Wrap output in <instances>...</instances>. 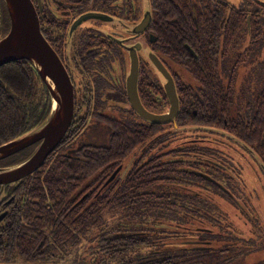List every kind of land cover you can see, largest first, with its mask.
<instances>
[{
    "label": "flooded vegetation",
    "instance_id": "obj_1",
    "mask_svg": "<svg viewBox=\"0 0 264 264\" xmlns=\"http://www.w3.org/2000/svg\"><path fill=\"white\" fill-rule=\"evenodd\" d=\"M32 2L41 30L67 68L75 92L73 135L50 155L59 146L58 151H72L82 160L81 145H105L120 126H155V135L166 132L140 150L139 159L133 157L129 166L121 167L122 178L143 159L157 166L161 158H171L181 144H187V159L191 158L189 145L199 143L203 146L198 159L201 169L194 173L201 178L199 191L213 209L202 220L189 221L184 236L187 246L202 248L190 254L195 261L189 263L263 260L264 211L256 205L257 192L263 191L247 186L244 167L255 168L257 162L258 171L264 172V155L245 140V131L255 134L256 122L264 114V0ZM6 23H10L8 11L0 0V35ZM191 60L205 68L216 66L217 84L208 86L211 79L195 77L186 64ZM156 63L169 71L179 100L178 113L166 123L140 115L128 92L132 66H137L141 104L152 113L170 110L168 80ZM192 113L200 122L191 121ZM39 143L0 160V167L26 159ZM48 157L31 174L0 184V263L94 264L97 256L107 257L113 249L112 226L108 223L96 241L95 234L81 232L78 224L84 220L73 218L77 215L73 208L79 199L95 195V174L86 189L62 195L59 190H45L38 177L51 167ZM223 169L227 175H222ZM37 171L41 173L32 176ZM118 224L123 226V219ZM121 236L127 237L124 230ZM169 239L164 235L148 238L142 244L151 250L138 255L160 264L161 258L171 256Z\"/></svg>",
    "mask_w": 264,
    "mask_h": 264
},
{
    "label": "trees",
    "instance_id": "obj_2",
    "mask_svg": "<svg viewBox=\"0 0 264 264\" xmlns=\"http://www.w3.org/2000/svg\"><path fill=\"white\" fill-rule=\"evenodd\" d=\"M6 25L5 33L10 26L9 23ZM183 37L184 35L179 36ZM186 64L199 80L211 79L208 86L217 84L213 79L215 75L219 77L216 66L205 68L194 60ZM195 106L198 108V105ZM228 107L229 104L226 103L227 115L231 109L228 110ZM50 109L51 98L48 90L28 60L20 59L0 66V143L16 138L39 125ZM191 121L200 122L198 115L192 113ZM256 124L258 128L255 134L245 131V140L256 153L264 155V114L262 120ZM72 130L73 124L59 146L71 138ZM157 131L155 126L117 127L107 144L81 145L78 153L85 156L82 160L76 159L72 151H58V146L48 157L52 159L51 167L38 177V184H46L45 190H59L62 195L71 190L88 188L91 174H95V195L89 200L79 199L78 205L73 208L77 209V215L73 218L84 220L78 224L81 232L85 234L87 231L89 236L95 234L96 241L108 223L112 226L113 249L107 251V257L97 256L94 264H156L157 260L144 259L138 255L147 254L151 250L146 249L142 243L154 236L155 239L162 235L170 236L171 256L161 258L160 264H192L189 262L195 259L190 254L202 250L201 247L187 246L188 238L184 237L187 236V226L191 219L202 220L205 213L213 209L205 201L203 192L199 191L202 190L201 178L194 173L201 169L198 161L200 149L203 147L201 144L189 145L191 158L187 159V144H181L173 149L171 158H161L157 166L151 165L155 161L151 163L143 159L138 166L134 167L133 164L132 170L122 178L118 173L112 180L107 181L115 168L129 166L133 157L140 158V150L166 135V132L155 135ZM223 170L222 175H227V170ZM40 171L32 176L40 174ZM187 178H191V182ZM120 219L124 221L123 226L118 224ZM93 229H97L96 232ZM123 230L127 237L121 236ZM198 233L200 232H195ZM225 262L231 263L232 260H217L218 264Z\"/></svg>",
    "mask_w": 264,
    "mask_h": 264
},
{
    "label": "water",
    "instance_id": "obj_3",
    "mask_svg": "<svg viewBox=\"0 0 264 264\" xmlns=\"http://www.w3.org/2000/svg\"><path fill=\"white\" fill-rule=\"evenodd\" d=\"M3 1L8 11L10 26L6 33L0 35V66L20 59L28 60L38 72L51 98L49 114L39 125L0 144V160H2L40 141L36 150L26 159L7 167H0V184L4 185L20 180L37 170L61 142L73 121L75 92L67 68L41 30L32 0ZM156 65L168 80L165 84L171 100L168 112L152 113L141 104L137 89V66H132L128 79V92L133 106L140 115L149 121L166 123L178 113L179 100L169 71L157 63ZM121 167L119 166L107 181L112 180Z\"/></svg>",
    "mask_w": 264,
    "mask_h": 264
},
{
    "label": "rangeland",
    "instance_id": "obj_4",
    "mask_svg": "<svg viewBox=\"0 0 264 264\" xmlns=\"http://www.w3.org/2000/svg\"><path fill=\"white\" fill-rule=\"evenodd\" d=\"M253 160H258V159H253ZM255 164H256L255 168L256 166H259L257 162ZM248 167L254 168V166L251 164H248L247 167H244L245 168V172H244L245 181L248 187H252L257 191L258 190L263 191L261 194L258 193L259 191L257 192L256 205L260 210L264 211V172L258 171L257 168H256L257 169V172H256L255 168L248 169ZM238 264H264V259L258 260V259L249 257L246 259H241V261Z\"/></svg>",
    "mask_w": 264,
    "mask_h": 264
}]
</instances>
